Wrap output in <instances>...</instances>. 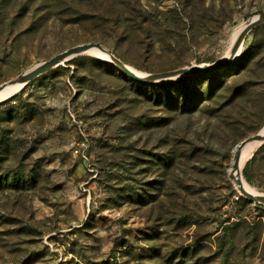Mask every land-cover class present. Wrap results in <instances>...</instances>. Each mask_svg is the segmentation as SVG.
Here are the masks:
<instances>
[{"label": "rangeland", "instance_id": "374dc122", "mask_svg": "<svg viewBox=\"0 0 264 264\" xmlns=\"http://www.w3.org/2000/svg\"><path fill=\"white\" fill-rule=\"evenodd\" d=\"M261 11L264 0H0V84L91 42L144 73L214 63ZM240 56L195 82H148L190 79L151 88L157 102L83 53L0 102V264H264V205L230 177L237 145L264 127V23ZM240 173L264 192V143Z\"/></svg>", "mask_w": 264, "mask_h": 264}, {"label": "water", "instance_id": "95a60500", "mask_svg": "<svg viewBox=\"0 0 264 264\" xmlns=\"http://www.w3.org/2000/svg\"><path fill=\"white\" fill-rule=\"evenodd\" d=\"M264 23V11H261L260 13L256 14L255 18H250L245 24L240 32L238 38L233 41L230 51L228 52L229 55L225 60H219L214 63L210 64H202V65H193L190 67H183L175 70H169V71H162V72H153V73H138L136 70L130 68V66L123 61H121L118 57H116L112 52H110L108 49H106L104 46L98 43H82L75 46H71L54 56L50 57L49 59H46L42 62H39L35 64L34 66L26 69L24 72L20 73L18 76L14 77L13 79H10L8 81H5L0 84V90L4 88L6 85H16L19 86V90L17 92H14L12 95L9 96L12 97L19 91H21L30 81L34 80L39 75L49 71L50 69L58 66L63 61H69L73 59L74 57L81 55L85 53L88 49L92 47L98 48L100 51L110 55L113 57V59L117 62V64H113L115 67L120 69L123 73L127 74L131 78H134L136 80L142 81V82H154V81H165L168 79L173 78H182L186 76H193L200 73H209L214 70L222 69L226 65L232 63L235 59H237L236 55L239 51V48L242 47V42L246 34L252 30L254 27ZM241 54V53H240ZM240 56V55H239ZM109 62V61H108ZM8 99V98H6ZM5 99V100H6ZM4 101V100H2ZM0 101V102H2ZM248 140H256L260 141V144L264 143V133H261L260 131L251 135L250 137L244 139L241 141L237 146L241 147L245 141ZM239 150V149H238ZM238 166H239V151H236L234 153V158L232 161V167H231V173L230 177L236 183L237 189L239 192L248 200L257 203V204H263L264 205V194L255 195L249 191H247L242 183V177L240 171L238 172Z\"/></svg>", "mask_w": 264, "mask_h": 264}, {"label": "bare ground", "instance_id": "6f19581e", "mask_svg": "<svg viewBox=\"0 0 264 264\" xmlns=\"http://www.w3.org/2000/svg\"><path fill=\"white\" fill-rule=\"evenodd\" d=\"M255 17H256V15L253 16L252 18H255ZM243 27H241V28L243 29ZM242 29L241 30L239 29L240 32L242 31ZM239 30H236V31L233 32L232 38L237 37L236 35L238 34ZM85 53L97 56L99 58L105 59V60H107L109 62H112L114 64H117V62L113 59L112 56L100 51L96 47H92V48L88 49ZM240 53H241V47L239 48V51H238V53L236 55L237 58L239 57ZM228 55L224 56L222 58V60H225ZM65 62L66 61H63L60 64H64ZM130 68L134 69L133 67H130ZM134 70H136V69H134ZM136 72L141 73V74L144 73V72H141V71H138V70H136ZM18 90H19V86L6 85L4 88H2L0 90V101L5 100L6 98H9L10 95H12L14 92H17ZM260 132L264 133V127L260 130ZM259 145H260V141L248 140V141H245L244 144L241 147L237 146V148L235 150V153H236V151H239L238 172L241 171V169H242L243 165L245 164V162L252 156L253 152L258 148ZM242 183H243L244 188L247 191H249V192H251V193H253L255 195L264 194V192H260L257 189H255L254 187H252L251 185H249L243 178H242Z\"/></svg>", "mask_w": 264, "mask_h": 264}, {"label": "trees", "instance_id": "16d2710c", "mask_svg": "<svg viewBox=\"0 0 264 264\" xmlns=\"http://www.w3.org/2000/svg\"><path fill=\"white\" fill-rule=\"evenodd\" d=\"M241 57L242 56H240L239 57V59H241ZM238 59V60H239ZM224 68H222V69H218V70H214V71H211V72H209V73H200V74H197V75H195L194 77H193V80H191V81H194L195 79H197V80H202L201 78L202 77H205L206 75H208V74H210V73H212V72H217V71H221V70H223ZM195 78V79H194ZM130 81H131V83L133 84V85H135V86H137V87H140L141 89H144V91L146 92V94H145V97H150L151 96V98H152V96L153 97H155L156 98V101L157 102H159V101H161V99H160V97H161V94L159 93V92H156V90L155 91H153L151 88H153V89H158V88H163V89H166L167 88V90H169V89H172V87H174V86H180V85H182V83H187V82H190L189 80L190 79H184V80H182V81H176V83H174L175 85H173V84H169V85H156V84H151V83H148V82H142V81H139V80H136V79H133V78H128ZM195 82V81H194ZM201 82H203V81H201ZM202 84V83H201ZM165 87V88H164ZM25 89V87L22 89V91ZM165 104H167V103H169L170 101H163ZM160 104H162L161 102H160Z\"/></svg>", "mask_w": 264, "mask_h": 264}, {"label": "built area", "instance_id": "2783aa9c", "mask_svg": "<svg viewBox=\"0 0 264 264\" xmlns=\"http://www.w3.org/2000/svg\"><path fill=\"white\" fill-rule=\"evenodd\" d=\"M76 152H78V150H76Z\"/></svg>", "mask_w": 264, "mask_h": 264}]
</instances>
